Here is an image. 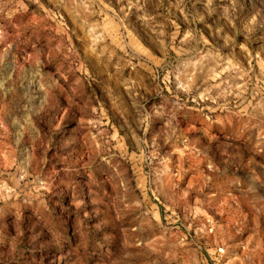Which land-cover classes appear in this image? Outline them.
<instances>
[{
  "label": "rangeland",
  "instance_id": "rangeland-1",
  "mask_svg": "<svg viewBox=\"0 0 264 264\" xmlns=\"http://www.w3.org/2000/svg\"><path fill=\"white\" fill-rule=\"evenodd\" d=\"M242 3L244 0H0V31L4 34L0 39V193L9 197L0 200L3 264H90L87 251L91 245L85 241L92 221L97 228L120 225L122 248L132 247L137 240L149 247L151 257L141 264H249L245 260L249 250L255 244L264 246V216L259 220L250 216L241 198L223 180L211 176V163L203 157L185 163L183 143H168L169 129L159 122L167 116L170 104L157 96L153 78V60L163 56L156 33L163 30L165 43H172V33L178 31L167 53L169 62L186 71L181 61L210 50L234 56V62L250 69L252 77L245 102L264 104L253 92L264 74L260 63L264 49L252 43L248 52L238 46L221 47L220 37L241 39L237 29L242 31L247 24ZM217 29H223L219 36L214 35ZM188 32L195 39L182 44ZM181 48L185 51L178 54L176 49ZM215 63L210 57L205 70ZM228 76L225 73L221 79ZM210 95L215 96L216 90ZM168 96L165 90L164 97ZM182 99L196 117L193 123L182 125L196 147L219 140L222 162L237 166L250 167L264 157V145L256 142L264 134V126L252 129L255 135L249 140L247 117L218 108L211 111L216 108L212 100ZM224 99L216 103L222 104ZM227 99L229 107H234V97ZM145 109L149 117L146 132L135 119ZM41 114L46 117L43 122L37 119ZM88 120L100 123L82 127ZM26 123L27 129L21 128ZM32 128L38 139L33 138ZM97 128L113 137L108 148L97 136ZM224 129L230 132L227 137L220 135ZM90 132L97 137L94 143L89 140ZM62 138L74 143L75 149H60ZM27 143L32 144L36 159L22 177L16 164ZM53 156L58 164L50 166ZM66 165L84 170L85 177L64 178L60 174ZM166 169H172L171 174L158 179L157 174ZM17 182L23 192L16 189L13 196ZM121 197L134 207L121 211ZM73 232L79 239L62 246L65 235ZM256 233L261 234L259 238ZM221 243L227 248L218 247ZM251 264H264V259H254Z\"/></svg>",
  "mask_w": 264,
  "mask_h": 264
},
{
  "label": "clouds",
  "instance_id": "clouds-1",
  "mask_svg": "<svg viewBox=\"0 0 264 264\" xmlns=\"http://www.w3.org/2000/svg\"><path fill=\"white\" fill-rule=\"evenodd\" d=\"M211 3V0H209ZM236 3V0H233ZM241 10L247 14L244 19L247 20L245 28L241 31L237 29L241 39L237 42L234 36H224L220 37L223 40L221 47L227 49V46L232 45L233 47H239L244 52L249 51V44H255L261 49H264V0H244V3L240 5ZM232 23V20H229ZM161 29L163 26H160ZM235 27V25H233ZM223 29H217L214 35L219 36V33ZM179 35L176 31L172 33V43H165L163 30L156 33V38L159 41V45L163 52V56L159 59H154L153 62L156 65V71L153 73V78L156 81L157 96L161 99H167L170 108L168 109L167 116L160 121L169 129V135L167 136V141L170 144H175L176 140H180L184 145V151L187 155L185 163H189L194 160H198L203 157L208 163H211V176L214 179L223 180L226 187L236 195L241 198V204L247 205L250 209V216H255L259 220L264 216V157H258L257 161H254L250 167H245L243 164L239 166L234 164H224L222 162L223 158L218 156L220 151L221 141H217L215 144L204 141L199 144V147L195 146V142L186 134L183 124H191L194 122L196 117L193 115L192 110L187 107V100L184 98H194L197 103L204 100H212L216 108L211 109V111H216L220 109L221 111H227L235 116L247 117L248 123L245 128L249 131V140L255 135L252 129H260L264 126V104L257 103L252 104L250 102H245L247 97L245 93L248 92V85L252 79L249 76V70H245L239 62H234L235 57L221 56L219 51H209L198 56L189 58L187 60L181 61V64L187 66L186 71H180L176 66L169 62L168 50L173 47L175 43V37ZM3 32L0 31V39H3ZM192 39H195L191 32L184 35L181 40L182 44H188ZM203 40H198L197 43H203ZM219 44L220 41L218 40ZM11 47V45H9ZM178 54H183L184 49H176ZM210 57L214 58L216 63L214 67L207 68L205 70V61ZM261 67L264 68V61H260ZM229 73L228 78L221 79ZM235 74L234 76L232 74ZM248 77V79H245ZM228 79L232 80V83H228ZM237 80L243 81V83H237ZM216 81H219L217 83ZM162 82V83H161ZM2 87V85H0ZM167 90L169 92L168 97H164V92ZM216 90V95H210V93ZM255 95H260L261 99L264 100V74L261 75L260 80L253 89ZM253 95V99H255ZM232 96L236 103L234 107H229L230 101L227 97ZM225 98L224 103L217 104L219 98ZM126 103V102H125ZM143 107V106H142ZM235 109V110H234ZM252 109V111H249ZM203 113V109H199ZM147 109L136 114L135 119L144 131L147 129L144 126L148 123ZM124 115L129 117L132 116L131 112H125ZM119 116V113H118ZM45 116L37 115V119L41 122L45 120ZM208 121H213L211 116L204 117ZM252 121H255L253 124ZM215 123H221L219 119L214 120ZM13 123H19L18 121H13ZM99 120H88L83 126L91 125L96 127L99 125ZM251 125V127H249ZM3 127V119L0 118V128ZM27 123L21 125V128L27 129ZM33 133V138L38 139V133L35 128L31 129ZM220 135L222 137H227L230 135L228 129H224ZM23 132L17 137V144L20 143ZM97 136L103 139L104 148H108L109 142L112 140V136H109L107 132L101 133L97 128ZM97 137L91 136L89 133V140L95 142ZM257 145H264V134L256 138ZM235 143V141H233ZM76 145L74 143H69L65 139L59 141V148L65 152H70L75 149ZM242 145V149H243ZM165 150L166 149H162ZM249 151H254V149L249 148ZM264 151V149H261ZM35 156L32 154V144H25L20 151V161L16 164L18 171H20L22 177L28 175L27 165H30L35 161ZM139 159L143 160L144 157L141 156ZM220 161L219 163H213V161ZM13 163H16V157H13ZM166 163H171V160L166 161ZM51 165L58 164V158L53 156L49 161ZM25 165V167H21ZM172 169H166L163 173H158L157 178L161 175L169 176ZM61 176L64 178H78L83 179L85 177V172L82 169L72 167L71 165H66L62 171ZM60 177H57L59 179ZM2 183V182H0ZM50 186V185H49ZM27 187V186H25ZM16 189H20L19 182L16 183V188L12 190V195H16ZM8 190L5 189V193ZM23 192V189H20ZM212 191V189H209ZM30 194V193H29ZM9 197L0 193V200L7 201ZM121 211H124L125 207L127 209H132L133 204L128 203L123 197L119 198V205ZM131 219V217H130ZM92 227L86 237V243L90 244L91 247L87 251V255L91 257L90 264H141V262L151 257V249L147 246L142 247L140 241L134 242L132 247H121L119 239V227L117 225L115 228L110 225H101L99 228L96 227V221H92ZM250 224V222H249ZM239 229H237L238 231ZM243 235V234H242ZM260 233H256L259 238ZM79 236L77 233L73 232L71 234H66L64 237L62 246H70L74 243ZM224 239L227 237L225 235ZM218 247L227 248L226 244H219ZM111 249V252H108ZM264 259V246L260 244H255L245 256V260ZM5 257L0 253V264H3ZM229 264H232L230 261Z\"/></svg>",
  "mask_w": 264,
  "mask_h": 264
}]
</instances>
